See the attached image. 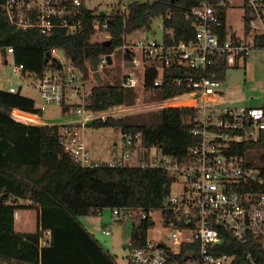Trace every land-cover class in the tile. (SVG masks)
Segmentation results:
<instances>
[{
  "label": "built area",
  "instance_id": "built-area-1",
  "mask_svg": "<svg viewBox=\"0 0 264 264\" xmlns=\"http://www.w3.org/2000/svg\"><path fill=\"white\" fill-rule=\"evenodd\" d=\"M0 8L18 28H35L47 35L56 30L76 34L85 28L88 14L92 13L93 38L102 42L112 39L109 26L114 13L128 11L123 0L111 3L109 10L91 8L86 0H0ZM170 16L168 12L167 17ZM185 17L195 30L190 40H177L173 29L165 28L161 16L163 33L159 40L126 41L128 33H125L124 43L115 48L122 51L124 60L132 67L122 77L121 83L126 87L144 90L149 70L157 73L155 85L163 83L165 70L173 65L192 71L175 79L178 84L186 85L187 91L165 99L179 98L181 101L161 108L193 107L191 133L200 137L185 157L177 159L159 151L162 157L152 163L175 177L164 206L158 209L162 230H170V233L155 242L148 237L150 228L144 245L130 248L128 263L263 264L264 159L255 148L239 152L238 147L261 137L264 106H226L223 100L226 94L221 89L223 80L217 77L213 66L218 59L225 60L228 67L238 66L241 61L246 62L253 51H264V0H199L185 12ZM5 50V53L0 50V62L8 63L10 54L13 71L23 74L25 66L17 62L14 49ZM114 52L98 55L99 71L109 63L108 55L113 63ZM88 67L89 77H85L80 68L67 59V63L61 62L60 68H49L43 76H36V88L41 97V104L36 108L44 112L48 105H56L62 111L68 106L70 110L65 113L68 117L64 121L46 122L31 116H12L33 124L60 125L62 145L83 167L129 165L127 159L132 149L142 140L138 132H122L125 152L117 159L98 162L90 153L85 136L87 126L98 119L120 118L127 112L121 115L126 105H113L98 111L87 107L90 92L97 83L90 60ZM9 90L19 91L14 86ZM112 210L123 223L132 224L137 216L129 207ZM154 211L143 213L142 217L154 222ZM18 215L17 210L15 219ZM104 232L111 233L107 229ZM50 234L49 230L44 233L42 245L48 243ZM227 234L250 245L249 250L243 252L241 262H238L237 253L221 252L220 246ZM185 244L189 247L182 255Z\"/></svg>",
  "mask_w": 264,
  "mask_h": 264
},
{
  "label": "trees",
  "instance_id": "trees-1",
  "mask_svg": "<svg viewBox=\"0 0 264 264\" xmlns=\"http://www.w3.org/2000/svg\"><path fill=\"white\" fill-rule=\"evenodd\" d=\"M198 1L130 3L126 14L115 12L110 20L109 46L93 38L92 13L88 14L85 28L76 34L56 30L47 35L35 28H18L0 8V50L12 47L17 62L25 66L23 74L39 77L49 68L61 67L53 51L62 49L66 58L89 77L88 61L92 57L112 53L124 43L125 33L150 29L153 20L161 16L165 28L173 29L177 40L193 38L195 30L185 12ZM213 68L224 81L229 68L225 60L218 59ZM191 72L173 65L165 70L163 83L155 85L157 73L149 70L144 89L146 100H165L187 91L186 85L178 84L175 79ZM137 97L136 88L102 81L93 86L87 107L98 111L113 105L131 106ZM8 108L43 113L36 108L33 98L20 90L11 92L0 86V259L8 264H117L79 220L80 216L97 214L105 207H129L137 213L130 228L129 249L143 246L154 222L142 215L164 206L175 177L164 168L150 164L83 167L62 145L60 125L28 123L13 117ZM69 110L64 106L62 112ZM194 116L195 109L191 106H168L147 113L98 119L88 126H114L123 133L138 132L142 137L141 147H155L164 155L181 159L200 141L199 136L191 133ZM249 147L255 148L264 159V131L256 142L242 143L238 151L245 152ZM20 208L38 210L35 231L16 230L15 212ZM48 230L50 238L42 245L41 238ZM188 247L183 245L182 255ZM249 248L250 245L230 234L220 246L221 252L237 253L238 262ZM261 257L264 264V253Z\"/></svg>",
  "mask_w": 264,
  "mask_h": 264
},
{
  "label": "rangeland",
  "instance_id": "rangeland-1",
  "mask_svg": "<svg viewBox=\"0 0 264 264\" xmlns=\"http://www.w3.org/2000/svg\"><path fill=\"white\" fill-rule=\"evenodd\" d=\"M119 0H86V3L91 8L99 10H109L111 3H117ZM134 1H151V0H123L126 5ZM235 1V0H234ZM235 21L236 17L231 16ZM241 20L238 25H240ZM162 18L153 20L150 29L141 28L129 32L126 35V41L138 42L142 39H160L162 37ZM113 63H108L107 66L100 70L103 82L111 84H119L122 77L132 70L131 64L124 60L121 50H114ZM53 56L62 63H67L65 52L62 49H55ZM8 63L0 62V83L4 88L9 90L11 86L20 90L23 95L29 96L35 100L36 105L41 104L40 92L36 86L38 79L33 74L15 73L13 71V62L11 55H8ZM98 83V82H97ZM96 83V84H97ZM226 94L223 98L226 106L238 108H251L264 106V51H253L246 62L241 61L238 66H230L226 72L225 80L221 88ZM144 90L138 89V97L135 104L125 106L122 110L124 116L131 114L147 113L152 110H157L163 105H171L181 101L179 98L169 100H146L147 94ZM183 99V98H181ZM16 115L26 118L33 117L46 122H62L68 115L60 110L59 106L48 105L46 110L41 115H32L16 108H8ZM86 141L88 148L93 158H99L101 162H108L114 156L121 157L125 152V143L122 130L119 127L103 126L95 127L88 126L86 128ZM162 156L157 148L146 149L139 144L131 151V157L127 159L130 165H145L160 159ZM176 184L173 185V189ZM24 203V202H23ZM20 219H16L15 228L20 232L35 231L38 224V210L36 208H20L18 210ZM154 227L149 230L148 237L155 242L165 239L170 233V230H162L159 210L153 212ZM80 222L86 229L95 237L103 249L113 256L117 264H129V241L131 224L128 222L124 225L123 220L113 215L111 207H105L97 214L80 216ZM107 229L111 233L105 234ZM0 264H8L0 259Z\"/></svg>",
  "mask_w": 264,
  "mask_h": 264
},
{
  "label": "water",
  "instance_id": "water-1",
  "mask_svg": "<svg viewBox=\"0 0 264 264\" xmlns=\"http://www.w3.org/2000/svg\"><path fill=\"white\" fill-rule=\"evenodd\" d=\"M172 1H174V0H172ZM102 14L104 15V12H102ZM102 44L104 46H109V45H111V40L103 41ZM2 52H4V53L6 52L5 48L2 49ZM108 61H109V63L112 62V57L110 55H108ZM98 63H99V56L98 55L94 56L90 59V67L93 70V75H94L96 81L98 83H101L103 81V79H102L100 71L98 70Z\"/></svg>",
  "mask_w": 264,
  "mask_h": 264
},
{
  "label": "crops",
  "instance_id": "crops-1",
  "mask_svg": "<svg viewBox=\"0 0 264 264\" xmlns=\"http://www.w3.org/2000/svg\"><path fill=\"white\" fill-rule=\"evenodd\" d=\"M0 86H1V88L2 89H5V90H7L6 88H4L3 86H2V84L0 83ZM21 111V110H20ZM24 112V111H23ZM9 113L11 114V115H14V116H16L15 115V113H13L11 110H9ZM17 117V116H16ZM19 118V117H18ZM39 124H41V123H39ZM88 127V126H87ZM86 135V134H85ZM119 156V155H118ZM117 155L116 156H114V158L113 159H111V160H114V159H117V158H119ZM94 160H96V161H98V162H101L100 160H99V158H94ZM19 210V209H18ZM18 220L20 219V214L18 215V218H17ZM15 221H16V219H15Z\"/></svg>",
  "mask_w": 264,
  "mask_h": 264
},
{
  "label": "bare ground",
  "instance_id": "bare-ground-1",
  "mask_svg": "<svg viewBox=\"0 0 264 264\" xmlns=\"http://www.w3.org/2000/svg\"><path fill=\"white\" fill-rule=\"evenodd\" d=\"M86 77V76H85Z\"/></svg>",
  "mask_w": 264,
  "mask_h": 264
}]
</instances>
